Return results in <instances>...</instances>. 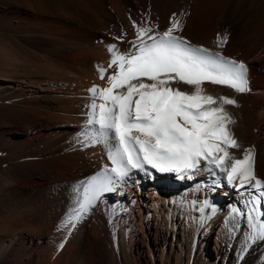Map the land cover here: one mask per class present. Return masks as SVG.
<instances>
[{
	"label": "bare ground",
	"instance_id": "1",
	"mask_svg": "<svg viewBox=\"0 0 264 264\" xmlns=\"http://www.w3.org/2000/svg\"><path fill=\"white\" fill-rule=\"evenodd\" d=\"M173 14L193 46L246 64L250 92L203 87L237 101L226 110L240 148L229 151L241 158L254 148L264 181V0H0V264H264V240L245 248L249 228L233 213L252 189L235 187L228 200L226 186L211 193L205 179H224L219 170L191 179L133 170L74 228L63 226L73 187L111 167L105 144L81 140L89 90L107 87L98 66L110 75L108 47L132 49L134 22L163 32ZM205 200L197 212L193 202Z\"/></svg>",
	"mask_w": 264,
	"mask_h": 264
},
{
	"label": "snow or ice",
	"instance_id": "2",
	"mask_svg": "<svg viewBox=\"0 0 264 264\" xmlns=\"http://www.w3.org/2000/svg\"><path fill=\"white\" fill-rule=\"evenodd\" d=\"M134 28L136 40L128 52H120L115 44L108 47L112 73L98 66L99 78L107 76V87L89 90L92 102L81 134L85 146L106 145L111 167L73 187L74 203L63 226L74 228L106 193H115L133 170L189 179L196 171L219 170L230 185L246 193L252 189L244 208L233 209L249 228L244 247L264 240V181L255 175V150L245 149L241 158L229 151L240 148L229 127L235 120L226 110L228 105L237 107V101L207 94L203 87L210 83L239 94L250 92L246 64L193 46L178 35L183 27L176 14L163 32L135 22ZM227 42L226 33L217 35L218 48ZM177 82L192 91L172 87ZM193 207L203 213L210 205L205 200L198 208L193 202ZM235 228L229 225L230 232Z\"/></svg>",
	"mask_w": 264,
	"mask_h": 264
},
{
	"label": "rangeland",
	"instance_id": "3",
	"mask_svg": "<svg viewBox=\"0 0 264 264\" xmlns=\"http://www.w3.org/2000/svg\"><path fill=\"white\" fill-rule=\"evenodd\" d=\"M192 8H193V7H192ZM135 40H136V39H135ZM254 66H255V64H254ZM236 188H237V187H236ZM224 198H225L226 200H228L227 197H224Z\"/></svg>",
	"mask_w": 264,
	"mask_h": 264
}]
</instances>
